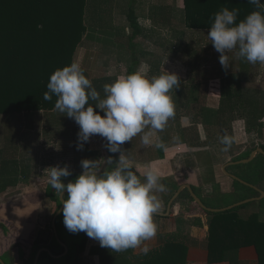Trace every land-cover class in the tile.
Returning a JSON list of instances; mask_svg holds the SVG:
<instances>
[{
    "label": "crops",
    "instance_id": "crops-1",
    "mask_svg": "<svg viewBox=\"0 0 264 264\" xmlns=\"http://www.w3.org/2000/svg\"><path fill=\"white\" fill-rule=\"evenodd\" d=\"M223 7L237 9V21L257 10L248 4V0H87L86 32L73 56V62L80 64L84 75L101 97L104 96L103 85L112 83L122 75L138 72L150 79L164 74L165 70L178 76L179 87L169 92L175 104V115L168 120L162 131L153 135L152 145L142 144L141 134H138L121 147L141 180L144 179L143 173L151 169L166 186L164 192L174 194L183 185H188L204 206L210 209H222L218 207L223 204H227L225 207L233 205L235 194L244 193L248 196L246 199L259 197L257 191L258 196H253L240 190L234 185L236 181L230 177L235 176L250 184L253 175L250 171L244 172V167H241L247 164H228L245 160L254 150L264 147V140L258 138L255 132L248 133L242 120L232 122V136L227 151L224 150L226 145L221 143L213 129L216 114L222 109L221 99H228V91L237 89L235 83L229 82L230 79L237 80L238 74L243 73L241 78L244 80L254 79L256 84L264 80V64H255L253 71L256 69V72L249 73L244 67L250 63L236 58L235 50L226 52L229 57L227 68L220 64V54L213 48L207 33L214 14ZM205 83L210 86L206 94L201 96L200 85ZM242 87V92L248 93L251 86L243 84ZM253 93L259 99L264 95V89ZM200 96L203 98L200 99ZM232 104L225 105V108L229 109L228 106ZM233 105L238 107L242 104ZM35 117L38 118L37 114ZM4 122L5 118L0 116V150L4 146ZM31 126V132L37 134L39 120L35 119ZM78 132L79 126L73 122L68 131L69 139L67 136L54 138L59 140L57 148L64 150L66 166L72 173L62 178L65 184L82 173V160L97 161L101 170H111L114 165L106 166L104 160L112 156L115 161L119 156V153L107 151V141L99 135L91 136L84 143L83 149L77 150ZM39 137L28 142L21 138L17 157L8 161L4 169L0 159V178L3 180L0 182V259L8 255L10 264H23L18 259L14 260V257L23 255H18L21 245H26L23 252L27 255L31 245L36 243L39 245L36 254L42 248L51 251L52 247L54 203L47 194L51 186L47 171L43 172L41 167ZM157 141H162L165 148H156ZM202 141H206V145L196 146V143ZM250 141L258 143V146L243 157L249 150L245 145H249ZM17 160H20L19 164ZM253 160L257 185H250L264 191V179L261 176L264 155L257 154ZM59 163L56 162L55 166ZM42 174L45 178L40 180ZM154 194L161 203L159 211L153 215V222L157 226L156 235L144 241L140 247L132 249L134 256L143 254L140 248L145 245L150 250L160 247L168 236L177 231L180 221L182 224L200 215L197 207L184 198L176 199L166 215L168 202H165L163 192ZM260 201L243 209L245 217L256 212L258 220L264 222V202ZM79 233L78 242L84 245L83 251L80 253L78 247L73 249L72 258L67 263L100 264L99 256L90 254L91 248L100 247L99 242L87 237L84 232ZM179 235L188 242L186 264H207L206 228L191 225ZM73 237L67 232L69 242L63 241L68 253L71 251L70 246H73ZM43 254L47 253H41L38 262L44 257ZM27 257L26 260L30 256ZM61 258L51 259L56 261ZM238 260L239 264H256L251 248L242 249L238 253ZM46 261L52 264L48 259Z\"/></svg>",
    "mask_w": 264,
    "mask_h": 264
},
{
    "label": "clouds",
    "instance_id": "clouds-1",
    "mask_svg": "<svg viewBox=\"0 0 264 264\" xmlns=\"http://www.w3.org/2000/svg\"><path fill=\"white\" fill-rule=\"evenodd\" d=\"M248 4L258 10L238 23L235 8L223 7L214 14L207 37L220 54L219 62L224 68L229 65L226 52L232 50L238 59L264 64V3L248 0ZM178 87L175 73L164 70V74L149 79L136 72L104 84L101 97L77 62L50 75L43 98L50 101L55 95V110L66 113L79 126L77 150H82L91 136L99 135L106 139L109 153H119L115 161L112 156L104 160L106 166L114 165L111 170H101L97 161L82 160V173L67 184L62 178L72 173L66 165L45 169L49 185L60 197L63 224L70 233L84 232L98 241L100 247L115 252L138 248L155 237L157 226L153 215L161 203L154 193L164 192L166 186L151 169L143 173L141 180L121 145L138 134L142 144L152 145L153 135L162 131L175 115L169 92ZM89 101L95 102L94 106ZM221 143L227 151L228 137L222 138ZM155 147L165 145L157 141ZM140 250L145 255L150 251L147 245Z\"/></svg>",
    "mask_w": 264,
    "mask_h": 264
},
{
    "label": "trees",
    "instance_id": "trees-1",
    "mask_svg": "<svg viewBox=\"0 0 264 264\" xmlns=\"http://www.w3.org/2000/svg\"><path fill=\"white\" fill-rule=\"evenodd\" d=\"M86 3L87 0H0V116L5 118L4 146L0 150L2 169L8 161L17 157L18 142L22 136L20 132L24 127L31 126L36 114H43L42 119H37L43 136L52 135L59 138L67 136L69 139L68 131L75 122L74 119L67 117L66 113L55 110L54 104L57 99L55 95L50 101H46L43 94L48 91L47 83L50 75L56 69L71 64L76 49L82 44L86 32ZM245 17H242V20ZM239 21L241 20L239 19L237 23ZM241 75L243 73L238 74L237 80H233L237 89L230 92L237 94L236 96H239L242 85L247 82L246 79L241 78ZM229 82L231 83V79ZM209 86L208 83L200 85L201 96L206 94ZM253 95L254 93L250 98L252 107L244 106L243 109L233 105L240 103L242 98L235 99L234 96L231 99L230 95L228 99H221L222 109L217 112L213 126L218 139L228 137L230 141L232 122L243 120L248 133L255 132L258 138L264 140V95L259 99ZM201 96L200 99L203 98ZM89 103L93 106L95 104L93 101ZM229 104L232 105L226 109L225 105ZM94 110L99 112L98 109ZM37 133L39 134V131ZM206 143L202 141L196 143V146H204ZM262 149L264 150V147ZM254 163L255 160L241 167L250 170L253 180L249 182L256 186ZM261 176L264 179V163ZM235 186L253 196H258L256 191L238 182H235ZM183 196L197 207L200 215L182 224L181 221L180 223L176 221L177 231L168 236L160 247L139 256L133 255L132 248L115 252L107 248L95 247L90 249V254L99 256L100 264H186L188 242L179 233L192 225L202 226L207 230V264H239L238 253L244 248L252 249L256 264H264V222L258 220L256 212L246 217L242 213V208L245 209V205L248 207V204L253 202L224 212L213 213L199 208L186 190L177 200ZM235 196L232 204L248 198L244 193ZM260 202L263 203L264 198ZM59 206L58 201L54 214ZM225 206L227 204L218 208ZM55 225L60 240H62L60 234L66 235L68 232L74 235L72 247L74 250L78 247L81 253L84 245L78 242L80 233L73 234L65 230L62 213L56 218ZM37 249L39 245L36 243L30 251L31 256L23 264L32 263ZM51 249L54 255L63 252L55 238ZM43 256L51 263L55 262L47 254Z\"/></svg>",
    "mask_w": 264,
    "mask_h": 264
},
{
    "label": "rangeland",
    "instance_id": "rangeland-1",
    "mask_svg": "<svg viewBox=\"0 0 264 264\" xmlns=\"http://www.w3.org/2000/svg\"><path fill=\"white\" fill-rule=\"evenodd\" d=\"M254 68H256V66H255V64L254 65H248V66H246V67H244V69H245V71H247V72H249V73H252V71H253V69ZM254 72H256V69L253 71V73ZM252 76H251V74H250V78H251ZM233 80L234 79H232L231 81L233 82ZM234 84V83H233ZM246 85L248 84V86L250 87V89H249V92L247 93V92H245V91H243L242 93H241V95L240 94H238L239 96H236L237 94H234V93H230L229 91H228V93H229V96L231 95V99H232V97H234L235 96V99H238V98H242L243 100L240 102V103H243V105H241V106H239L238 108L239 109H243L242 107H244V106H248V107H250L251 105V101H250V98H252V94L251 93H253V92H257V90L259 89V90H262V89H264V80H261L258 84H256V82H255V80L254 79H250V80H248L246 83H245ZM231 86V85H230ZM253 86L254 87H256V88H253ZM233 88V87H232ZM236 90V89H235ZM232 92H234V89H233V91ZM254 96V95H253ZM252 107V106H251ZM37 117H39V118H36V119H42V117H43V114L42 113H39V114H37ZM242 122H243V124H244V126H245V122L242 120ZM5 123V122H4ZM4 126H5V124H4ZM231 127H232V124H231ZM25 128V127H24ZM32 126H31V128H26V129H22L23 131L22 132H20L21 133V138H23V139H26V141L28 142L29 140H32V139H34V140H36V138L38 137V136H40L39 138H40V142H39V147H38V150H39V153H40V155H41V157H42V171L44 172L45 171V169H47V168H49V167H54L55 166V164H56V162H61V163H59V164H57V165H59V166H61V167H64L65 165H66V158H65V156H64V150L63 149H59V148H57V146H58V143H60L59 142V140L58 139H54L55 138V136L53 137L52 135L51 136H43L42 135V131L41 130H38L39 131V134L37 133V134H35V133H32L31 131H33L32 130ZM36 135V136H35ZM38 135V136H37ZM253 142L254 141H250V143H248L249 145H245L246 147H248V151L246 152L247 154H245L243 157H245V156H247L249 153H250V151H252V150H254L257 146H258V143H254L253 144ZM35 143V142H34ZM36 144V143H35ZM26 151V150H25ZM27 154H28V152H27ZM29 155H27V157H28ZM30 157V156H29ZM64 161V162H63ZM19 162H20V160L18 161L17 160V163L19 164ZM23 162V160H21V163ZM255 170V169H254ZM248 172V170L247 169H245L244 168V172ZM250 171V170H249ZM254 176H255V173H254ZM45 178V175L44 174H42V176L40 177V180H43ZM259 178H261V176L259 175ZM251 179H253V178H251ZM3 180H1V178H0V182H2ZM256 181H257V179H256ZM261 182V181H260ZM235 185V184H234ZM237 187V186H236ZM47 194L49 195L50 194V196H51V198H52V202L54 203V208L57 206V204H58V201L60 202V200H59V195L57 194V193H55V191L53 192L52 191V189L51 188H49L48 189V191H47ZM163 198L168 202L170 199H171V193H167V192H163ZM182 198H184V199H186L187 200V198L185 197V196H183ZM181 198V199H182ZM188 201V200H187ZM249 205H251V204H248V206ZM245 207H247V205H245ZM242 209H244V208H242ZM58 211V210H57ZM56 211V212H57ZM242 213H244V212H242ZM60 236H61V238H62V240H60L63 244H64V242L63 241H67V242H69L68 240H67V238H66V235L65 234H60ZM58 243V242H57ZM59 244V243H58ZM33 246L34 245H31V247L29 248V254H30V251L32 250V248H33ZM59 246H61V248L63 249V247H62V245H60L59 244ZM23 248H24V250H25V248H27L26 247V245H21V249L20 250H18V255L20 254H22L23 253ZM70 249H71V251L69 250V253L66 255L67 257H68V260L70 259V258H72V251H73V247L72 246H70ZM52 250V249H51ZM51 252V251H50ZM62 253H64V249H63V252ZM14 256H16V255H14ZM50 256V255H49ZM54 256V255H53ZM63 257V258H61L60 260H56L55 262H53L54 264H70V263H67V257ZM51 257V256H50ZM28 258V257H27ZM16 259H18L19 260V262H21V263H23V258H22V256H17L16 258L14 257V260H16ZM48 259V258H47ZM46 259V257H43L42 258V260L41 261H39L38 262V264H50L48 261H46L47 260ZM1 260V262H2V264H10V257L8 256V255H5V256H2V258L0 259ZM43 260H45V261H43ZM52 263V264H53ZM1 264V263H0Z\"/></svg>",
    "mask_w": 264,
    "mask_h": 264
},
{
    "label": "water",
    "instance_id": "water-1",
    "mask_svg": "<svg viewBox=\"0 0 264 264\" xmlns=\"http://www.w3.org/2000/svg\"><path fill=\"white\" fill-rule=\"evenodd\" d=\"M257 154H261V155H264V151L262 149H256L255 151L252 152V154L249 156V158L245 159V160H240V161H237V162H232V163H229L228 165H233V164H248L250 162L253 161L254 157L257 155ZM228 165H226L225 167H227ZM230 177L246 186V187H249L255 191H257L259 193V197H254V198H250V199H246V200H243V201H240V202H237L231 206H228V207H225V208H222V209H210V208H207L206 206H204V204L202 203V201L199 199V197L192 191V189L188 186V185H183L182 187H180L174 194L173 196L171 197V199L168 201L167 203V212H166V215L169 214L170 210H171V206L173 205V203L175 202V200L179 197L180 193L184 190H186L188 192V194L190 195V197L192 198V200L198 205V207H200L201 209L207 211V212H213V213H219V212H224V211H227V210H231L233 208H236V207H239L241 205H244V204H247V203H251V202H257V201H260L264 198V191L250 185V184H247L245 183L244 181L240 180L239 178L235 177V176H232L230 175ZM66 194V193H65ZM62 203H61V206L60 208L58 209V211L53 215V218H52V223H51V226H52V231H53V235H54V238L56 239V241L62 245L63 249H64V253L62 255H59V256H53L50 251L47 249V248H42L40 249L37 254L35 255V258H34V261H33V264H37L38 263V260H39V256L41 255V253H47L48 255L51 256V258L53 259H59L63 256H65L67 253H68V248L65 244H63L60 239H59V236H58V232H57V228H56V225H55V222H56V218L62 213ZM157 214V213H156ZM0 263L2 264L1 260H0Z\"/></svg>",
    "mask_w": 264,
    "mask_h": 264
},
{
    "label": "flooded vegetation",
    "instance_id": "flooded-vegetation-1",
    "mask_svg": "<svg viewBox=\"0 0 264 264\" xmlns=\"http://www.w3.org/2000/svg\"><path fill=\"white\" fill-rule=\"evenodd\" d=\"M254 151H255V150H254ZM57 232H58V231H57ZM35 255H36V253H35ZM35 255H34V256H35ZM25 256L27 257V256H31V255H30L29 253H28V255H27V254H24V252H23V255H22L23 260L26 258ZM25 260H26V259H25ZM25 260H24V262H25ZM33 261H34V258H33ZM33 261H32L31 264H33ZM24 262H23V263H24ZM37 264H38V263H37Z\"/></svg>",
    "mask_w": 264,
    "mask_h": 264
}]
</instances>
